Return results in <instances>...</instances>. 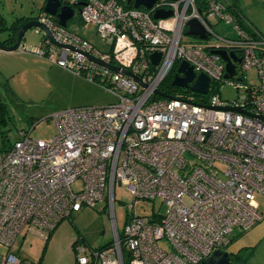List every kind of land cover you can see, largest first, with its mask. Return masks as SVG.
Here are the masks:
<instances>
[{
  "label": "built area",
  "instance_id": "1",
  "mask_svg": "<svg viewBox=\"0 0 264 264\" xmlns=\"http://www.w3.org/2000/svg\"><path fill=\"white\" fill-rule=\"evenodd\" d=\"M78 1L82 20L96 26L109 51H99L41 12L37 19L56 42L44 35L37 53L107 89L116 101L58 111L51 116L56 129L51 138L21 130L0 151V245L5 248L0 264H37L18 255V240L29 233L47 237L82 204L104 199L105 191L113 242L90 248L77 240L76 264H201L230 244L235 229L246 231L264 217L256 201L264 195V33L247 31L214 0H157L150 10L127 6L129 0L66 4ZM157 10L172 13L154 18ZM191 18L217 41H186ZM212 19L233 23L238 37L218 36ZM213 49L238 51L233 82L224 78L225 61ZM153 52L160 54L156 64ZM183 60L195 77H209L207 93L188 88L171 97L155 93L157 88L167 93L160 86ZM251 69L256 84L245 81L244 71ZM222 82L241 93L222 100ZM77 180L81 185L74 190ZM116 183L132 195L121 235L113 213ZM156 199L161 202L152 214L135 211L141 200Z\"/></svg>",
  "mask_w": 264,
  "mask_h": 264
},
{
  "label": "rangeland",
  "instance_id": "2",
  "mask_svg": "<svg viewBox=\"0 0 264 264\" xmlns=\"http://www.w3.org/2000/svg\"><path fill=\"white\" fill-rule=\"evenodd\" d=\"M45 0H0V16L5 25H10L17 17H35L41 11ZM238 7L248 20L264 33V0H238ZM213 31L218 36L237 38L238 34L233 23L212 20ZM66 28L76 33L98 48L108 52L109 47L100 38L96 26L85 22L80 16L78 8L67 20ZM10 30H0V40L8 38ZM43 31L29 28L18 49L13 51L0 50V100L3 103V114L6 122L0 124V147L12 144L21 130H29L34 138L49 139L55 133L52 115L70 107L101 106L116 101V96L102 86L88 81L77 75L47 56L37 53ZM186 41L198 42L197 37L185 35ZM203 41V40H202ZM217 38L210 35L204 42H216ZM177 64L172 71L176 72ZM246 82L256 84L258 77L255 70L244 71ZM235 78V77H234ZM231 77V81L233 79ZM171 82L164 81L161 88H167ZM178 88V87H177ZM180 88L176 90L179 92ZM222 100H233L241 93L234 84L222 82L219 86ZM81 180L72 184L74 190L79 189ZM104 199L95 206L82 204L81 208L63 218L47 237L29 233L24 239L18 240L16 250L18 255L37 264H76L75 250L71 246L75 237L79 236L90 248H99L113 242L110 205L107 192ZM259 210L264 213V195H256ZM132 195L125 185L115 184L113 213L119 235L122 234L127 214L131 213ZM161 200H141L135 205V211L140 214H152L160 205ZM164 211V207L159 209ZM235 229V233H237ZM251 251V250H250ZM5 248L0 245V254ZM259 252V249L257 253ZM259 260H264V252ZM258 253V254H259ZM244 258L249 264H255L251 256L246 253ZM244 262V260H243ZM264 264V263H260Z\"/></svg>",
  "mask_w": 264,
  "mask_h": 264
},
{
  "label": "water",
  "instance_id": "3",
  "mask_svg": "<svg viewBox=\"0 0 264 264\" xmlns=\"http://www.w3.org/2000/svg\"><path fill=\"white\" fill-rule=\"evenodd\" d=\"M131 1L133 7L138 8L140 6H143L144 8L149 10L152 8V6L157 0H131ZM82 3H83L82 1H78L75 5H81ZM74 11L75 10L73 6L69 4H63L61 0H45L41 8V11L39 13L45 12L54 16L60 25L66 27L67 20L73 16ZM171 13H172L171 10H157L156 12H154L153 16L154 18H162L169 16ZM37 16L29 17V19L21 25L16 35V39L13 43L5 44L3 43V40H0V50L13 51L18 49L25 32L31 27L39 28L41 31H43V34L47 36L52 42H56L52 36L51 30L48 28V26L45 23L39 21L37 19ZM187 27H188V29L186 30L187 34L197 35L201 38L206 37L205 29L196 18L189 19L187 21ZM58 45L65 47L64 44H58ZM211 52L219 55L225 61L224 78L228 79L232 77L235 74L236 65L240 62V57L237 56L236 52L234 50H226V49H213L211 50ZM159 55H160L159 52H153L150 55L154 64L157 63ZM88 57L95 62L103 63L102 60L92 57L91 55H88ZM104 64L115 71H120L122 73L130 74V72L126 69H122L118 66H114L107 63ZM180 72L183 73L182 76L179 75ZM133 77L136 81L141 82L137 76L133 75ZM193 78H194V71L192 69V66H190L186 61L183 60L179 63L176 69V73L172 77L171 84L174 86L188 88L197 93L206 94L209 86V77L204 73H200L194 78L193 83L189 85L188 82L191 81ZM154 92L159 95L171 97V95L161 91L158 88L155 89ZM239 109L241 108H238V110ZM201 264H238V263L232 262L229 253L227 251L218 249L213 251L212 254L209 256V258L206 261L202 262Z\"/></svg>",
  "mask_w": 264,
  "mask_h": 264
},
{
  "label": "crops",
  "instance_id": "4",
  "mask_svg": "<svg viewBox=\"0 0 264 264\" xmlns=\"http://www.w3.org/2000/svg\"><path fill=\"white\" fill-rule=\"evenodd\" d=\"M239 8V7H238ZM240 10V8H239ZM240 14L242 18L248 22L250 27L255 28L258 30L245 16V14L240 10ZM259 31V30H258ZM192 35V34H189ZM196 37V35H193ZM54 230V229H53ZM52 230V231H53ZM238 233V232H237ZM236 233V234H237ZM72 246V245H71ZM264 252V217L260 221H258L253 227L244 231L241 235H239L234 241H232L225 249L229 253V256L232 262L238 264H249L248 258H244V254H248L249 257L251 256V260L255 264L264 263V260L260 261L259 255ZM251 250V251H250ZM247 258V259H246ZM244 260V262H243Z\"/></svg>",
  "mask_w": 264,
  "mask_h": 264
},
{
  "label": "trees",
  "instance_id": "5",
  "mask_svg": "<svg viewBox=\"0 0 264 264\" xmlns=\"http://www.w3.org/2000/svg\"><path fill=\"white\" fill-rule=\"evenodd\" d=\"M198 2L200 3L201 0H198ZM229 4L227 6V10L230 12H233V15L234 17L236 18V20L238 21L239 25L241 27H243L244 29H246L247 31L251 32V28L250 27V23L248 24V22H246V20H244L242 18V15L240 14V10L238 8V0H228ZM127 6H132V1L130 0L129 2H126ZM74 7V10L76 8H78V5H72ZM79 9V8H78ZM29 19V17H25V16H22V17H17L10 25H5L4 23V20L2 19V17L0 16V30H3V29H8L10 30V33H9V36L8 38L4 39L3 40V43L5 44H11L15 41L16 39V35L18 33V30L20 29L21 25L27 21ZM237 53L238 51L235 50ZM175 68V67H174ZM173 68V69H174ZM173 71V70H172ZM172 71L168 74V76L166 77V79L164 80L166 82L167 81H170L172 79ZM163 81V82H164ZM162 82V84H163ZM161 84V85H162ZM167 88H164L166 90V92L169 94V93H173L175 92L176 90H178V88L174 85L171 84V82H169L167 85ZM161 87V86H160ZM160 97V96H159ZM6 122V118L3 114V103L1 102L0 100V124L2 123H5ZM11 144H4L0 147V151L1 150H6L10 147ZM244 231H241V232H238L237 234H234L233 237L230 239V243L232 241H234L239 235H241ZM77 240H82V242L84 244H86L84 242V240L82 238H80L79 236L75 237V240L72 242V247L74 245V243L77 241ZM107 246V245H105ZM101 247H104V246H101ZM226 247L222 248L221 250H224L225 251Z\"/></svg>",
  "mask_w": 264,
  "mask_h": 264
},
{
  "label": "bare ground",
  "instance_id": "6",
  "mask_svg": "<svg viewBox=\"0 0 264 264\" xmlns=\"http://www.w3.org/2000/svg\"><path fill=\"white\" fill-rule=\"evenodd\" d=\"M130 1V0H129ZM170 1H175V0H170ZM207 0H201V2L199 3L198 2V0H197V3L198 4H202V3H204V2H206ZM214 1H217V2H220V3H223V4H225V7H226V10H227V6H228V4H229V2H228V0H214ZM226 2H228V3H226ZM156 3V2H155ZM154 3V4H155ZM153 7V6H152ZM138 8H144L143 6H140V7H138ZM146 9V8H145ZM148 10V9H147ZM150 10V9H149ZM228 11V10H227ZM154 14V13H153ZM213 20V19H212ZM187 29H188V27H187ZM185 33H186V31H185ZM187 34V33H186ZM189 35V34H188ZM196 37L200 40L199 42H204L207 38H208V35H207V33H206V37L205 38H201V37H199V36H197L196 35ZM203 40V41H202ZM194 78H195V73H194ZM193 78V79H194ZM192 79V80H193ZM191 80V81H192ZM191 81H189V82H191ZM188 82V83H189ZM190 85V84H189ZM176 87H178V88H180V89H182V90H184V87H179V86H176ZM192 91V90H191Z\"/></svg>",
  "mask_w": 264,
  "mask_h": 264
},
{
  "label": "flooded vegetation",
  "instance_id": "7",
  "mask_svg": "<svg viewBox=\"0 0 264 264\" xmlns=\"http://www.w3.org/2000/svg\"><path fill=\"white\" fill-rule=\"evenodd\" d=\"M63 4H66V0H61ZM78 8H80V5H78ZM54 17V16H53ZM55 18V17H54ZM239 56V55H238Z\"/></svg>",
  "mask_w": 264,
  "mask_h": 264
}]
</instances>
